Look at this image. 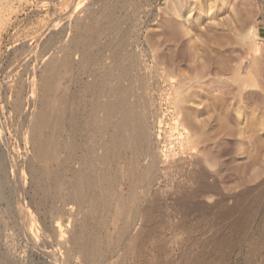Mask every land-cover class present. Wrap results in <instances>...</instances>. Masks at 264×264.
Returning <instances> with one entry per match:
<instances>
[{"label": "rangeland", "instance_id": "rangeland-1", "mask_svg": "<svg viewBox=\"0 0 264 264\" xmlns=\"http://www.w3.org/2000/svg\"><path fill=\"white\" fill-rule=\"evenodd\" d=\"M63 56L71 69L55 83ZM117 66H129L131 100L146 112L159 170L148 173L149 155L134 170L118 162L116 190L135 196L123 210L113 200L92 211L68 187L55 197L37 135L45 132L44 99L64 90L75 116L50 165L73 137L89 145L81 93L98 74L110 87ZM263 146L264 0H0V264H221L227 250V264H264V184L241 234L220 217L222 194L231 205L237 167L250 161L246 150L261 160ZM82 230L99 237L101 259L86 262L75 248Z\"/></svg>", "mask_w": 264, "mask_h": 264}, {"label": "bare ground", "instance_id": "bare-ground-1", "mask_svg": "<svg viewBox=\"0 0 264 264\" xmlns=\"http://www.w3.org/2000/svg\"><path fill=\"white\" fill-rule=\"evenodd\" d=\"M106 9L108 10L112 8H106ZM78 34H80V31L78 32ZM80 38L82 39V36ZM83 38H84V35H83ZM90 43L92 42H89V45ZM80 49L82 48L80 47ZM89 49H92V48H89ZM79 51L81 53V51L83 50H79ZM90 52H94V51H90ZM134 52L135 51H133V53ZM118 53L120 52H115L113 54L114 56H116L117 60H119V57H120V56L117 57ZM134 55L136 56V54ZM97 56L99 57V55ZM63 57L66 59H62ZM63 57L61 58L62 61L60 59L61 62L59 63V65L58 63L55 62L58 65V67L55 70L56 73L53 76L55 77L53 79L55 83H56V79L60 77L61 72L63 70L71 69L70 67L72 64L69 60L70 58H67L66 56H63ZM133 58L135 57L133 56ZM98 59L99 58H97L95 62L98 61ZM80 60L82 59L80 58ZM122 60L123 59H121V61ZM129 62H132V61H129ZM115 63H118V62L115 61ZM131 64L134 66L133 62ZM123 65L125 64H122L120 66L122 67ZM129 66L127 67L125 66L122 69L121 67L120 68L118 67V71L119 69H121V71H119L120 77L118 79L114 78L117 80L114 84L112 85L110 84L111 85L110 87L107 86L106 88L105 87L106 85L104 86L105 78L103 77L104 76L103 73H102L103 76L101 74L99 76V74L97 73L98 78H96L91 84L86 86L84 92L81 93L80 101L82 102V105L83 107H85V110H86L85 127L87 131V137L90 139L89 140L90 144L87 146H83L76 140V138L73 137L70 143V147L68 151H66V155L64 159L57 166L50 165V157L53 154V152L61 151L60 142H61L62 135L66 130L67 118L69 116L71 117V119H74V116H75L74 110L76 108L73 102L70 100V96L68 92L64 90H62V92H60L58 95L52 94L49 99H44L45 103H44V107L42 108H44L43 119L45 120V123H44L45 132L43 134H38L37 138L39 141L38 145L44 148L42 155L46 160L44 162L45 164L42 163L44 164L43 171H45V174L49 178L48 180H52L55 183V185H57V191L56 193L54 192L56 198L61 196L62 191L65 187H68L69 197L71 199L73 198L77 200L80 205L89 207L90 210L92 211L98 207H102V208L111 207L110 203L113 200L116 201L118 209L123 210L126 201L134 197L135 194L134 192L133 193L129 192L130 194H128L127 196L116 190V180H117L118 175L121 173V170L118 167V162L122 160H129L130 161L129 169L134 170L135 167L140 166L141 160L149 155L150 159L145 165L148 173H150L151 176H154L155 173L158 172L159 170L158 160L156 159L155 156H151L150 154L151 137L149 135L147 122L144 118V114L146 112H144V108H142L139 105L138 103L139 99L137 100L134 98L131 100L133 93L132 91L129 90V86H128L129 83H131L129 82L131 80L130 79L131 71L129 69ZM135 66H136V63H135ZM106 70H104L105 76L107 73H109ZM134 71L135 70H133V72ZM53 72L54 70H52V73ZM49 73H47V76L50 75ZM51 86H53V84ZM52 90L53 89L49 90L50 93ZM43 95H42L43 96L42 99L44 97H47V95L46 96L45 94ZM53 95L55 96L54 99L52 98ZM101 97H102V100H101ZM103 97L105 98V101L103 100ZM100 100L101 102L104 101L103 106L100 104ZM101 111L103 112V114H100V115H103V116H101L102 119L100 120L101 122L102 121L103 122L102 124L99 122V124L101 125H98L97 120L100 117V116L98 117V115H99V112ZM39 113L41 114L42 112H39ZM37 118L39 117L37 116ZM39 120L41 121V119ZM35 122H38L36 124L40 123L39 121H35ZM40 125L42 126L43 124L40 123ZM33 127L37 129L38 126L36 125L34 126L33 124ZM42 128L43 127H41V130H43ZM70 128L73 130V136H74V127L72 126ZM257 142H260V141L258 140ZM241 143L243 144L245 142H241ZM38 145L36 144V146ZM254 145L258 146V148L259 147L261 148L263 144L261 143L257 144L255 142ZM256 146H253V148ZM256 149H255V152H256ZM96 151H98V153ZM252 151L254 152V150ZM245 154L249 158L250 161L248 162V164L246 163L247 165L243 167L244 169L242 168L243 170H240V167H237L240 170V172L238 169L236 170L239 173V175H237L238 178H236L235 179L236 181H234L235 184L233 186V189L235 188V192L231 193L232 194L231 198H233V202L231 205L227 206L224 202L226 198L222 194L221 204H220V209H221L220 217L222 219V222L226 224V220L228 221L229 219L230 225L232 226L234 231L239 234H241L240 232H242L246 226H248L250 223H253L251 221L255 217L254 209H256L253 206L256 203V201L258 202L259 199L263 200L262 199L263 192L260 191L261 187H259L260 185L264 184V163H262V160L264 161V159L261 158L260 160L262 153L260 154L261 156H258L259 154L257 152H256L257 155H255V153L250 154V151L246 150ZM75 160L78 163L77 168H73L71 171V175L68 176L66 173L70 167L69 163ZM55 168H57L58 170H56ZM54 169L56 171H59L58 176L55 175ZM236 171L235 173L237 174ZM105 189L108 190L107 193L105 192ZM1 194L5 199H8L11 201L12 197L9 191L6 192L3 190ZM221 224L223 225V223ZM98 238H97V235L89 234L83 230L76 233L75 239H74V246L76 249L86 252L85 259H84L86 262L97 261L103 257L104 250H102L103 249L101 245L102 243L98 241ZM133 240L134 239H132L130 243H133ZM224 242H226V246H227L229 241L222 237V243ZM227 252L228 250L224 252L223 255L221 256L222 257L221 264H227V258H229L227 257L228 255Z\"/></svg>", "mask_w": 264, "mask_h": 264}]
</instances>
